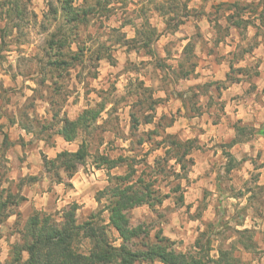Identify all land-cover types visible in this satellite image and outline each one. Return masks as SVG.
Wrapping results in <instances>:
<instances>
[{
    "label": "clouds",
    "instance_id": "clouds-1",
    "mask_svg": "<svg viewBox=\"0 0 264 264\" xmlns=\"http://www.w3.org/2000/svg\"><path fill=\"white\" fill-rule=\"evenodd\" d=\"M0 264H264V0H0Z\"/></svg>",
    "mask_w": 264,
    "mask_h": 264
}]
</instances>
